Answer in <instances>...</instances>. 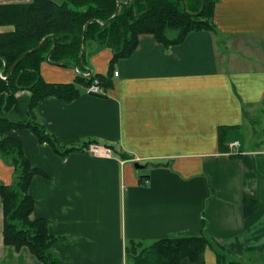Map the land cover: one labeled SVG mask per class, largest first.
<instances>
[{"label":"crops","instance_id":"crops-1","mask_svg":"<svg viewBox=\"0 0 264 264\" xmlns=\"http://www.w3.org/2000/svg\"><path fill=\"white\" fill-rule=\"evenodd\" d=\"M13 3L21 1L0 0ZM213 24L215 31L192 32L170 47L140 36L135 53L116 63L119 76L105 96L41 102L38 118L62 147L95 141L89 149L61 157L31 131L16 133L32 165L46 172L29 189L37 201L32 218L49 221L63 264H127L132 241L203 235L212 247L185 264H218L221 252L227 264H264V142L248 148L246 131L264 122V0H217ZM248 41L256 42L254 54ZM112 58L106 48L85 67L107 74ZM77 75L42 65L49 83H73ZM18 97L27 109L30 92ZM135 161L153 165L141 174ZM14 175L0 158V182L11 185ZM246 199L258 204L249 217ZM4 229L0 201V264H42L27 247L7 246Z\"/></svg>","mask_w":264,"mask_h":264},{"label":"trees","instance_id":"trees-1","mask_svg":"<svg viewBox=\"0 0 264 264\" xmlns=\"http://www.w3.org/2000/svg\"><path fill=\"white\" fill-rule=\"evenodd\" d=\"M121 1L127 0H32L30 3L0 4V27L13 29L0 33V158L14 167L11 185L0 182V199L5 214L4 242L16 250L27 247L42 264H63L55 251L57 238L49 232V221L32 218L36 199L29 189L36 176L46 172L35 167L25 153L23 142L16 135L21 130L31 131L41 144H48L63 157L89 149L95 141L82 148L61 150L58 140L40 122L37 110L41 102L57 98L71 103L98 79L103 89L113 87L115 65L131 57L139 46V37L152 35L165 47L183 43L192 32L215 31L213 17L217 0H207L201 16L192 17L184 11L183 0H131L120 14L104 26L116 13ZM190 13L202 9L203 0H184ZM86 30L85 66L91 55L110 48L113 58L107 74L84 76L78 74L73 83H49L42 76V65L54 45L47 37H56V48L50 64L65 62L62 67H80V55ZM171 33H174L172 36ZM29 52L26 56L25 53ZM22 57L16 67L14 65ZM59 66V65H57ZM84 89V91L82 90ZM30 92L28 108L21 109L18 94ZM12 113L23 114L24 120H13ZM26 118V119H25ZM224 129V128H223ZM220 130L224 143L227 131ZM64 148V147H63ZM122 160L133 157L110 147ZM258 209L252 199L245 200V216ZM207 226V222L204 225ZM213 243L206 236L171 237L150 244H127V264H185L198 263ZM226 253L217 254L218 264H227Z\"/></svg>","mask_w":264,"mask_h":264},{"label":"water","instance_id":"water-1","mask_svg":"<svg viewBox=\"0 0 264 264\" xmlns=\"http://www.w3.org/2000/svg\"><path fill=\"white\" fill-rule=\"evenodd\" d=\"M206 3H207V0H203V4H202V9L200 10V12H198V13H190L189 11H188V9H187V3L183 0V4H184V11L188 14V15H190V16H192V17H199V16H201L202 15V13L204 12V10H205V8H206ZM131 4V0H127V2H124V1H121L120 3H119V5H118V8H117V11H116V13H115V15L107 22V23H105L104 24V26H107L109 23H110V21L112 20V19H114V18H116L119 14H120V12H121V8L123 7V6H126V5H130ZM86 30L84 31V37H83V42H82V52H81V55H80V66L83 68V69H85V70H87V73H80V74H82V75H84V76H87V77H89V76H92L93 75V72H92V70H89V69H87L84 65H83V63H82V59H83V56H84V54H85V43H86ZM53 39L54 40V45H53V48L51 49V51L49 52V54H48V56H47V62L48 63H50L51 62V60H50V56H51V54L53 53V51H54V49L56 48V45H57V43H56V37L55 36H49V37H47V38H45L35 49H34V51H36V50H38L48 39ZM29 52H27V53H25L23 56H26L27 54H28ZM22 59V57L16 62V64L14 65V67L15 66H17L18 65V63L20 62V60ZM56 65H59V66H62V65H64V64H69V63H65V62H60V63H55ZM74 69H75V71H77V72H80V70H79V66L78 65H76V64H70ZM150 165H153V163H151V162H146V163H143V162H141V161H135L134 162V167H135V169L137 170V171H141V170H143V169H146L148 166H150Z\"/></svg>","mask_w":264,"mask_h":264},{"label":"rangeland","instance_id":"rangeland-1","mask_svg":"<svg viewBox=\"0 0 264 264\" xmlns=\"http://www.w3.org/2000/svg\"><path fill=\"white\" fill-rule=\"evenodd\" d=\"M15 1H21V3H26L24 2L25 0H15ZM17 4V3H16ZM174 33H171L170 35L172 36ZM249 42V45L251 47V50H252V54H254L255 52V44L256 42L255 41H248ZM238 50H244V49H238ZM81 67V66H80ZM82 68V67H81ZM82 90L84 91V89L82 88ZM85 92V91H84ZM21 105L23 107V109L26 110V107H27V104L25 105L23 102H21ZM261 118L264 119V115H261ZM251 125L249 124L248 128L246 129L247 132H249L251 135H250V139L248 138V141H247V144H248V148H253V146L256 145V142H259L260 140H262L264 142V122L263 124L260 123V121L256 122L255 125H254V128L255 130H251ZM256 133H255V132ZM83 144H79V145H75V146H69V147H66V148H63L61 147V150H64V149H68V148H71V147H78V148H82ZM243 148L246 149V146L245 144L243 143ZM263 148H264V144H263ZM61 157H63L62 155H60ZM146 169H143L141 170V174L145 172ZM224 250V249H223ZM222 250V251H223ZM251 255V254H250ZM247 256H249V254H247ZM246 256V257H247ZM228 260V259H227Z\"/></svg>","mask_w":264,"mask_h":264},{"label":"built area","instance_id":"built-area-1","mask_svg":"<svg viewBox=\"0 0 264 264\" xmlns=\"http://www.w3.org/2000/svg\"><path fill=\"white\" fill-rule=\"evenodd\" d=\"M115 76H119V72L115 71ZM86 93L89 95H99V96H105L107 95V90L103 89L101 86V83L98 79L94 80L93 84L90 85L89 87L86 88ZM239 145L238 143L232 144V146H236ZM92 151L97 154L99 152V148L98 146L92 147ZM147 181L146 183H144L145 185H147ZM1 201V199H0Z\"/></svg>","mask_w":264,"mask_h":264},{"label":"bare ground","instance_id":"bare-ground-1","mask_svg":"<svg viewBox=\"0 0 264 264\" xmlns=\"http://www.w3.org/2000/svg\"><path fill=\"white\" fill-rule=\"evenodd\" d=\"M16 67V66H15Z\"/></svg>","mask_w":264,"mask_h":264}]
</instances>
